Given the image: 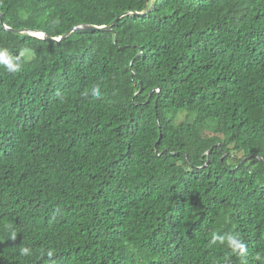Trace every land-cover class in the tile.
<instances>
[{"label":"trees","instance_id":"trees-1","mask_svg":"<svg viewBox=\"0 0 264 264\" xmlns=\"http://www.w3.org/2000/svg\"><path fill=\"white\" fill-rule=\"evenodd\" d=\"M0 14V264H264V0Z\"/></svg>","mask_w":264,"mask_h":264},{"label":"water","instance_id":"water-1","mask_svg":"<svg viewBox=\"0 0 264 264\" xmlns=\"http://www.w3.org/2000/svg\"><path fill=\"white\" fill-rule=\"evenodd\" d=\"M153 8V6L151 7ZM151 10V9H150ZM150 10L148 12H150ZM147 12L145 13H139V12H133V13H126L120 17H118L113 23H111L110 25H106V26H94V25H83V26H80V27H75L73 28L72 30H70L68 33H66L65 35L59 37V38H53V37H50L48 36L46 33L44 32H36V36L42 38V39H45V40H48V41H51V42H54V43H57V44H60L62 43L66 38H68L73 32L75 31H79V30H88V31H112L114 26L120 21V19L126 15H131V16H143L145 15ZM0 18H1V23L2 25H4V19H3V16L2 14H0ZM6 27V26H5ZM7 30H11V28H8L6 27ZM17 32H20V33H26V30H22V31H17Z\"/></svg>","mask_w":264,"mask_h":264},{"label":"clouds","instance_id":"clouds-1","mask_svg":"<svg viewBox=\"0 0 264 264\" xmlns=\"http://www.w3.org/2000/svg\"><path fill=\"white\" fill-rule=\"evenodd\" d=\"M0 64H3L7 71L15 72L18 70L19 65L16 64L12 58H10L6 51H0ZM93 95L97 94V89H92ZM12 239H15V233L12 235ZM229 246L233 249V252H239L240 255L245 254V247L239 242L238 236H233L229 239ZM29 253L28 248H23L21 254L27 255ZM48 256H52V252H48Z\"/></svg>","mask_w":264,"mask_h":264},{"label":"rangeland","instance_id":"rangeland-1","mask_svg":"<svg viewBox=\"0 0 264 264\" xmlns=\"http://www.w3.org/2000/svg\"><path fill=\"white\" fill-rule=\"evenodd\" d=\"M151 1H153V0H151Z\"/></svg>","mask_w":264,"mask_h":264}]
</instances>
